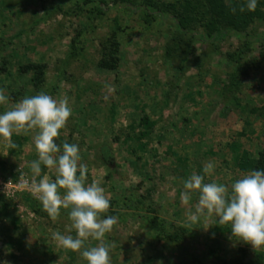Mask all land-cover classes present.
<instances>
[{
	"label": "rangeland",
	"instance_id": "obj_1",
	"mask_svg": "<svg viewBox=\"0 0 264 264\" xmlns=\"http://www.w3.org/2000/svg\"><path fill=\"white\" fill-rule=\"evenodd\" d=\"M116 1L0 0V88L9 106L41 90L68 96L72 116L56 142L79 146L87 183L105 189L111 204L105 215L119 218L105 237L114 244L111 264H264V247L254 250L232 238L230 226L217 217L188 221L196 194L189 205L180 200L184 181L206 162L215 167L205 182L230 187L246 174L239 159L264 151V21L246 32L255 39L241 61L247 74L231 88L236 64L228 55L239 53L244 39H198L188 48V35L177 32L167 8L176 0ZM204 32L196 27L193 34ZM115 39L118 67L102 70L104 48ZM29 64L45 66L41 86L33 71L23 72ZM12 140L16 149L0 140V264H87L79 252L51 239L50 229L75 236L67 210L53 220L24 206L21 194L31 192L19 186V178L30 179L38 157L31 136L13 134ZM42 169L41 178L55 179V169ZM161 229L173 240L159 235ZM97 243L90 239L85 247Z\"/></svg>",
	"mask_w": 264,
	"mask_h": 264
},
{
	"label": "clouds",
	"instance_id": "obj_2",
	"mask_svg": "<svg viewBox=\"0 0 264 264\" xmlns=\"http://www.w3.org/2000/svg\"><path fill=\"white\" fill-rule=\"evenodd\" d=\"M257 3L258 0H244L239 11H255ZM106 87L110 92L115 90L113 85ZM0 106L5 108L0 113V140L6 147L16 149L13 134L31 136L38 157L30 164V179L26 178L27 174L22 175L19 186L30 190L51 219H57L62 209L67 210L75 236L50 229L52 241L65 250L79 252L87 264H111L110 251L114 244L105 241V237L119 218L105 215L111 207L105 189L96 181L87 183L88 167L80 163L79 146L68 142L61 146L56 142L72 116L68 96L54 98L41 90L9 106V97L0 88ZM42 166L55 169V179L47 175L41 178ZM214 167L213 162H206L201 173L192 172L184 181L181 202L189 205L193 194L197 196L195 210L186 213L188 221L197 223L201 217L215 216L220 225L230 226L232 238L251 245L254 250L261 249L264 247V169L249 171L229 187L215 181L205 182ZM11 183L9 180L4 188ZM90 239L98 243L86 248L85 242Z\"/></svg>",
	"mask_w": 264,
	"mask_h": 264
},
{
	"label": "trees",
	"instance_id": "obj_3",
	"mask_svg": "<svg viewBox=\"0 0 264 264\" xmlns=\"http://www.w3.org/2000/svg\"><path fill=\"white\" fill-rule=\"evenodd\" d=\"M130 0H118L117 3L126 4ZM92 1H88L87 4ZM244 0H234L230 3L225 2V0H176L175 3L168 5V9L173 12V20H176L178 23L177 32L186 33L188 35L187 46L191 47V44L195 40H201L204 43H211L220 41L228 36H238L244 39L245 44L242 50H239V53L229 54L228 58L231 62L236 64L235 72L231 75L229 86L227 87H237L239 83V78L241 75H246L247 70L241 65L242 57L245 54L251 52V45L253 38L250 35L246 34L248 28L256 20L264 21V0H258L257 7L255 11L249 12L245 10L243 13L239 11V5L243 3ZM104 3V2H101ZM148 5H152V0H147ZM56 4V3H54ZM145 5L146 7L148 6ZM56 7L61 9L57 4ZM80 5H77L76 10L79 12L81 10ZM232 8H236V11L233 12ZM160 9V8H159ZM75 10V11H76ZM100 13L101 11L97 9ZM157 14L162 15V10L156 11ZM154 9L150 10V13L153 15L156 13ZM93 13V12H92ZM101 14V13H100ZM152 14L148 15L149 18L152 17ZM196 27H201L204 29V33L199 37L193 34V31ZM116 34L114 33V37ZM79 36L76 37L72 42L73 51H71L70 56H75L74 49H76V43L79 41ZM177 36L175 37V39ZM259 41L264 43V38H260ZM75 46V47H74ZM119 44L115 40H112L108 47L104 48L103 57L98 63V67L102 70L113 71L116 70L119 64ZM170 54V53H169ZM33 71L36 75L35 82L36 86H41L43 84V78L45 75V66L39 64H29L23 68V72ZM230 88V89H231ZM102 162L109 166L111 162L109 157L106 155L102 156ZM239 169L248 173L251 170L264 169V151L261 152L258 158L252 159L247 156L242 157L238 161ZM21 201L24 206L35 214L41 217H49L48 214L42 209L40 201L34 198L29 193L21 194ZM63 210V209H62ZM61 210V211H62ZM149 213H155L154 208H146ZM64 216V215H63ZM156 223L154 222L152 228L155 230ZM158 229V228H156ZM159 235L164 236L168 240H173L168 233H161Z\"/></svg>",
	"mask_w": 264,
	"mask_h": 264
}]
</instances>
